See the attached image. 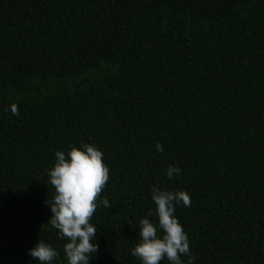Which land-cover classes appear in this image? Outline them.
I'll return each instance as SVG.
<instances>
[{
	"label": "trees",
	"instance_id": "16d2710c",
	"mask_svg": "<svg viewBox=\"0 0 264 264\" xmlns=\"http://www.w3.org/2000/svg\"><path fill=\"white\" fill-rule=\"evenodd\" d=\"M83 144L110 177L89 264H142L154 187L190 195L193 264H264V0H0V264H67L47 172Z\"/></svg>",
	"mask_w": 264,
	"mask_h": 264
},
{
	"label": "clouds",
	"instance_id": "9594fccd",
	"mask_svg": "<svg viewBox=\"0 0 264 264\" xmlns=\"http://www.w3.org/2000/svg\"><path fill=\"white\" fill-rule=\"evenodd\" d=\"M10 110L13 115H19L18 105H11ZM156 149L161 153L164 150L160 143ZM55 156V164L47 172L55 190L53 198L45 201L52 213L48 224L59 231L61 238L68 240L64 245L67 264H89V258L98 252V244L92 243L97 230L90 221L96 212L99 196L110 179L109 169L103 162V153L90 144H83L82 150L72 145L67 154L57 151ZM180 172L179 167L170 165L167 177L172 179ZM152 200L156 205L158 226L148 218L140 220V242L131 254L142 264H160L165 257L169 264H183L181 256L185 255L189 257L187 264H193L195 258L190 252L188 236L174 215V204L182 202L185 207H190V195L186 191L172 192L154 187ZM100 203L106 208L111 206L106 198ZM152 214L150 210L148 215ZM158 230H162V236ZM29 254L39 264H52L58 256L50 244L42 241L30 249Z\"/></svg>",
	"mask_w": 264,
	"mask_h": 264
}]
</instances>
